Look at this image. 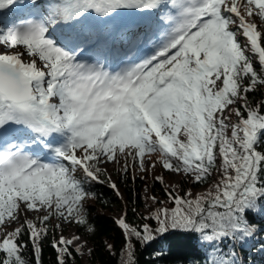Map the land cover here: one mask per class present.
<instances>
[{"label":"snow or ice","instance_id":"6c2138e0","mask_svg":"<svg viewBox=\"0 0 264 264\" xmlns=\"http://www.w3.org/2000/svg\"><path fill=\"white\" fill-rule=\"evenodd\" d=\"M21 8L27 16L9 19ZM122 12L143 16L153 43L113 69L75 29ZM261 88L264 0H0V264H30L29 245L31 264H42L51 218L55 229L93 231L85 185L105 183L101 165L120 157L207 185L150 197L167 205L143 217L154 228L118 218L121 264H136L134 238L172 230L198 236L204 264H238L236 244L260 231L250 218L264 217V99L249 102ZM80 239H53L55 264L82 254Z\"/></svg>","mask_w":264,"mask_h":264},{"label":"trees","instance_id":"16d2710c","mask_svg":"<svg viewBox=\"0 0 264 264\" xmlns=\"http://www.w3.org/2000/svg\"><path fill=\"white\" fill-rule=\"evenodd\" d=\"M260 99H264V88L249 95L250 103L258 102ZM148 155L152 156L150 163L159 159L158 154ZM126 163L129 165L127 173L124 172ZM131 164V159H123L112 171L110 182L117 185L120 196H117L115 190L108 186V176L105 172H103L105 183L85 185L86 189L92 193V196L87 199L85 207L87 226L91 227L93 231L89 232L87 227L83 225H78L77 228L85 236V240L89 244L86 251V258L89 264H121V260L124 259L122 248L125 240L122 230L115 223L117 220L114 216L115 211H121V216L126 214L127 222L131 226L139 227L143 223H149L154 228L156 222L154 220H144L143 217L149 216L157 207L167 205L153 204L152 200L149 199L150 197L155 196L157 200H165L164 189L166 187L171 188L175 192H184L191 189L193 194L207 190L206 184L193 185L183 175H177V180L173 186L168 184L165 179L164 183L161 184L156 180L153 172L160 170L162 175H166L168 172L162 170L160 166L154 169L146 166L148 170L140 172L138 167L134 169L130 166ZM144 188L148 191L146 194L143 193ZM147 195L151 208L144 211L143 204ZM36 215L37 213H34L30 219H35ZM250 219L260 231H257L256 235L250 238L243 246L236 244L234 251L237 254V261L238 264H264V217L254 216ZM21 221L15 227L19 226ZM52 221L53 218L48 222L49 234L43 242L42 264H55V252L51 248V241L58 239L59 231L55 229ZM133 242L136 264H204L205 249L201 246L198 236L194 233L172 230L162 235H156L155 239L147 244H143L135 240V238ZM224 243L231 247L228 241ZM108 245L113 246L111 250H109ZM23 254L31 264L30 245L29 248L24 250ZM79 262L80 257L76 255L75 260H70L68 264H79Z\"/></svg>","mask_w":264,"mask_h":264},{"label":"rangeland","instance_id":"374dc122","mask_svg":"<svg viewBox=\"0 0 264 264\" xmlns=\"http://www.w3.org/2000/svg\"><path fill=\"white\" fill-rule=\"evenodd\" d=\"M134 18H136L137 17V13H134V12H129ZM111 39H113V36H112V32L111 31H109V35L105 38V40H106V42H108V44L110 45L111 44ZM112 43H113V40H112ZM111 48H112V44H111ZM113 55V54H112ZM111 55V56H112ZM25 59H27V57H25ZM236 118H235V116L233 115L232 116V121H234ZM151 155H146L145 157H144V159H145V161H146V166H148L149 165V163H150V160H151ZM123 159H125L124 157H120V162L123 160ZM129 160L131 159V158H128ZM117 165V163H115V162H113V163H108V164H102L101 165V168L102 169H106L104 172H105V174L108 176V177H110V179H112V171H113V169H114V167ZM148 175V174H147ZM153 175H154V177L156 178L157 176H163L164 177V179H165V181H167L168 182V184H170L171 186H173V184L176 182V180H177V174H171V173H167L166 175H162V172L159 170V171H157V170H155V172H153ZM80 178V176L79 175H77V179H79ZM200 189V188H199ZM189 190H191V189H189ZM188 190V191H189ZM198 190V189H197ZM192 192H193V190H191ZM148 191H147V189L146 188H144L143 189V193L144 194H146ZM151 208V203L149 202V199H148V195H147V198L145 197V199H144V204H143V210L144 211H147V210H149ZM121 211H115L114 212V216H115V218L116 219H118V218H120V216H121ZM34 213H30V214H28V216L27 217H24V216H21V218H20V220H18L17 222H15L14 224H12L10 227H9V230H11V228H14L15 227V225L19 222V221H21V220H23V219H25V218H28V219H30L31 218V216L33 215ZM41 214H43V213H41ZM52 223L55 225L56 223H61L60 221H57L55 218H53V221H52ZM78 225L77 224H75V223H63L62 224V228L61 229H58V231H59V234H58V239H59V236L60 235H63L66 239L67 238H71L73 235H78V236H80V240L79 241H77L76 243H78V244H81V245H83V249H82V254H78L79 255V257H80V262H79V264H89L88 263V261H87V258H86V251H87V249H88V246H89V244L86 242V240H85V236L78 230ZM70 264H74V263H70Z\"/></svg>","mask_w":264,"mask_h":264},{"label":"bare ground","instance_id":"6f19581e","mask_svg":"<svg viewBox=\"0 0 264 264\" xmlns=\"http://www.w3.org/2000/svg\"><path fill=\"white\" fill-rule=\"evenodd\" d=\"M123 13H124V12L119 13V14L113 16V17H122V16H123ZM138 21H139V20H138ZM107 22H108V20L106 21V23H107ZM129 22H130L131 24H132V23H135V24L137 23L136 20H133V19H132V17H130ZM129 22H128V23H129ZM106 25H107V24H106Z\"/></svg>","mask_w":264,"mask_h":264}]
</instances>
